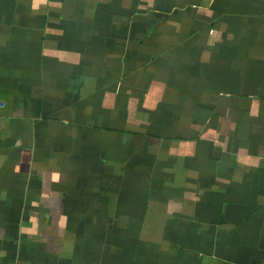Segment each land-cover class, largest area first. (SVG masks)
Here are the masks:
<instances>
[{
  "label": "crops",
  "instance_id": "crops-1",
  "mask_svg": "<svg viewBox=\"0 0 264 264\" xmlns=\"http://www.w3.org/2000/svg\"><path fill=\"white\" fill-rule=\"evenodd\" d=\"M0 264H264V0H0Z\"/></svg>",
  "mask_w": 264,
  "mask_h": 264
}]
</instances>
